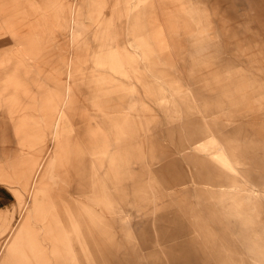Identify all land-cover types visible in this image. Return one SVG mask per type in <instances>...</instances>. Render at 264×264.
Wrapping results in <instances>:
<instances>
[{
    "label": "rangeland",
    "instance_id": "374dc122",
    "mask_svg": "<svg viewBox=\"0 0 264 264\" xmlns=\"http://www.w3.org/2000/svg\"><path fill=\"white\" fill-rule=\"evenodd\" d=\"M4 198L7 264L25 211L48 264H264L263 0H0Z\"/></svg>",
    "mask_w": 264,
    "mask_h": 264
},
{
    "label": "crops",
    "instance_id": "0c3cea01",
    "mask_svg": "<svg viewBox=\"0 0 264 264\" xmlns=\"http://www.w3.org/2000/svg\"><path fill=\"white\" fill-rule=\"evenodd\" d=\"M264 2V0H263ZM238 140L231 138L227 139L226 143L237 146ZM241 146V145H238ZM34 171V170H33ZM1 200V199H0ZM3 201H6L4 204H0V223L4 220L12 217V213L19 206L14 205L12 202L4 198ZM23 206V204H21ZM29 217L26 215V211L23 213L21 220L19 221L15 231L10 236L9 240L5 244V249L7 250L8 255H12L15 259V264H48L47 258V248L39 244L38 241L31 238V235H28L26 243L20 242L21 239V229L28 225ZM13 223V222H12ZM24 256V257H23ZM55 261V260H54ZM0 264H7L6 258H1Z\"/></svg>",
    "mask_w": 264,
    "mask_h": 264
}]
</instances>
